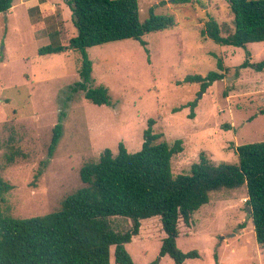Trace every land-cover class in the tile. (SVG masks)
<instances>
[{
    "label": "rangeland",
    "instance_id": "1",
    "mask_svg": "<svg viewBox=\"0 0 264 264\" xmlns=\"http://www.w3.org/2000/svg\"><path fill=\"white\" fill-rule=\"evenodd\" d=\"M137 3L141 23L154 7L156 14L174 16L176 24L141 41L86 49L92 64L89 86L105 87L110 97V105L101 106L71 91L80 81L79 52L38 55L50 43V32H59L63 42L76 36L66 0H15L0 14V180L11 186L0 193L1 214L30 218L57 211L84 187L80 169L97 162L104 150L115 156L122 143L129 153L139 151L148 120L155 121L153 132L162 134L159 141L183 142L182 152L171 158L173 176L190 173L201 154L215 164L237 163L236 147L264 141V70L239 67L245 51L253 63L264 59V41L243 49L201 35L209 18L231 24L226 0ZM220 58L225 77L204 93L198 83H185L188 75L220 72ZM189 102H195L193 118L189 107L173 111ZM62 113L61 137L49 158L52 129ZM41 161L47 165L35 180ZM245 199L244 186L210 193L209 202L193 214V233L176 239L180 251L199 254L184 264H264V246L256 242ZM111 223L116 231L131 226L129 219ZM139 236L126 250L134 264H150L158 258L164 234L151 219L142 222ZM110 264H115L113 248ZM158 264L174 263L165 255Z\"/></svg>",
    "mask_w": 264,
    "mask_h": 264
},
{
    "label": "trees",
    "instance_id": "2",
    "mask_svg": "<svg viewBox=\"0 0 264 264\" xmlns=\"http://www.w3.org/2000/svg\"><path fill=\"white\" fill-rule=\"evenodd\" d=\"M44 1L49 0H40ZM226 1L233 16L231 24L221 25L209 18L201 35L216 44L243 49L249 43L263 42L264 0ZM14 2L0 0V14L7 13ZM66 4L76 36L63 42L59 32L52 31L48 35L50 43L39 48L38 55L79 52L80 81L71 91L83 92L86 100L98 106L110 105V97L105 87L89 86L92 64L86 49L127 39L141 41L146 34L176 24L174 16L156 14L154 7L149 9L148 19L141 23L137 0H66ZM249 58L250 53L245 51V59L239 67L264 70V59L253 63ZM217 68L220 72L188 75L185 83H198L200 92L204 93L213 82L225 77L227 69L221 58ZM184 107L190 108L189 118H193L195 102L173 111ZM63 116L60 114L52 129L49 158L61 137ZM154 123L148 120L139 151L129 153L120 143L115 156L106 149L97 162L84 165L79 171L84 187L68 195L57 211L30 218L0 213V264H110L111 248L115 264H134L125 245L140 238L142 222L151 219L157 221L164 236L158 258L150 264H158L165 255L174 264H184L188 259L199 257L197 251L184 253L176 246L177 238L193 233V214L209 202L211 192L242 186L246 190L245 205L251 210L248 217L256 242L264 246V141L236 147L237 163L215 164L201 154L190 173L173 176L171 158L182 152L183 142L177 139L168 145L159 141L162 134L153 132ZM223 127L229 128L228 125ZM13 158L10 154L7 161L11 163ZM46 165V161L40 162L35 180ZM10 188L0 180V193ZM113 218L129 219L130 228L114 230Z\"/></svg>",
    "mask_w": 264,
    "mask_h": 264
},
{
    "label": "water",
    "instance_id": "3",
    "mask_svg": "<svg viewBox=\"0 0 264 264\" xmlns=\"http://www.w3.org/2000/svg\"><path fill=\"white\" fill-rule=\"evenodd\" d=\"M246 211H247V213L251 212V210H250V208L248 206H246Z\"/></svg>",
    "mask_w": 264,
    "mask_h": 264
},
{
    "label": "built area",
    "instance_id": "4",
    "mask_svg": "<svg viewBox=\"0 0 264 264\" xmlns=\"http://www.w3.org/2000/svg\"><path fill=\"white\" fill-rule=\"evenodd\" d=\"M244 201H246V199Z\"/></svg>",
    "mask_w": 264,
    "mask_h": 264
}]
</instances>
